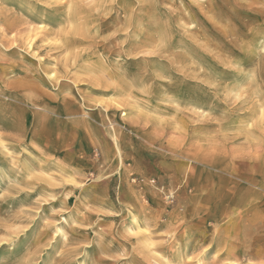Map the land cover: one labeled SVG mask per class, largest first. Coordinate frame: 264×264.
Returning a JSON list of instances; mask_svg holds the SVG:
<instances>
[{
    "label": "rangeland",
    "instance_id": "rangeland-1",
    "mask_svg": "<svg viewBox=\"0 0 264 264\" xmlns=\"http://www.w3.org/2000/svg\"><path fill=\"white\" fill-rule=\"evenodd\" d=\"M0 264H264V0H0Z\"/></svg>",
    "mask_w": 264,
    "mask_h": 264
}]
</instances>
